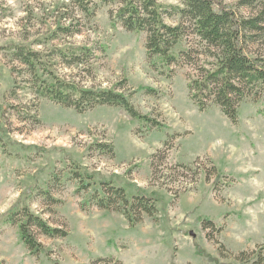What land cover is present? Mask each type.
Segmentation results:
<instances>
[{
	"label": "rangeland",
	"instance_id": "obj_1",
	"mask_svg": "<svg viewBox=\"0 0 264 264\" xmlns=\"http://www.w3.org/2000/svg\"><path fill=\"white\" fill-rule=\"evenodd\" d=\"M224 1L235 7L238 0ZM95 2V14L87 19L79 11L70 14L71 0H0V126L7 129L0 139V215L15 204L27 205L68 231L58 238L39 233L46 250L33 255L17 225L0 222V264H216L215 258L219 264H251L254 254L264 258L263 98L247 97L235 123L215 104L200 110L187 87L191 67L176 63L167 72L154 66L145 34L113 22V4ZM76 20L78 34L44 40L58 24ZM39 39L45 42L38 45ZM10 42L53 50L46 59L56 73L87 87L122 89L135 109L163 127L140 123L120 107L79 112L34 94L24 81L29 76L2 48ZM191 44L183 40L174 50ZM69 45L92 46L95 57L68 65L56 50ZM247 50L253 56L260 48L249 44ZM97 143L111 144L114 155ZM162 149L167 158L154 178L151 157ZM179 163L192 170L168 169ZM213 165L226 175L222 184H216ZM73 168L95 182L132 184L130 193L155 192L160 200L154 216L143 215L130 227L120 212L83 209ZM202 217L215 227L204 228ZM197 245L203 254H196ZM242 251L254 253L251 261L239 258Z\"/></svg>",
	"mask_w": 264,
	"mask_h": 264
},
{
	"label": "trees",
	"instance_id": "obj_2",
	"mask_svg": "<svg viewBox=\"0 0 264 264\" xmlns=\"http://www.w3.org/2000/svg\"><path fill=\"white\" fill-rule=\"evenodd\" d=\"M103 4H113L110 10L113 22L119 23L125 30L145 34V48L150 62L170 72V66L182 63L191 67L187 87L190 99L200 110L211 104L219 106L222 113L232 122H236L240 105L249 96L264 100V0H238L235 7L224 0H176L165 4L160 0H100ZM95 0H71L70 14L81 12L90 19L95 14ZM68 8V7H67ZM248 9L243 14L240 9ZM239 9V10H238ZM178 18V23L168 20ZM80 19V18H79ZM67 26L57 25L44 40H52L58 33L67 36L81 31V20ZM183 40L190 46L174 50ZM43 44L42 39L36 40ZM257 44L260 48L256 54L249 56L248 45ZM12 54L13 60L29 78L24 81L31 91L41 97L64 107H73L79 112L96 105L120 107L132 118L149 127L162 128L156 118L139 112L130 101V95L122 89L107 87H87L56 73L47 60V55L31 44L10 42L2 47ZM262 48V49H261ZM68 65L89 62L95 57L94 48L87 45H69L57 48ZM261 109L260 111H263ZM7 131L0 126V139ZM101 152L114 155V148L109 143L96 144ZM167 158V150L155 152L151 157L152 177L162 170L161 165ZM171 171L183 169L191 171L190 165L179 163L171 166ZM216 184L225 177L215 165ZM211 172V171H210ZM70 173L77 179V192L83 191L81 201L83 209L93 205L98 209L120 212L130 227L142 221L143 215L154 216L160 196L155 192L146 193L140 189L129 192L132 184H122L112 179L101 178L95 182L92 176L73 168ZM178 174V172H177ZM52 178L56 174L52 173ZM67 175V174H66ZM167 177H172L169 174ZM58 178V177H57ZM48 191L42 194L48 196ZM1 223H12L18 227L21 241L33 255L45 252V246L39 241L38 234L49 238L65 237L68 231L62 227L52 226L46 219L33 213L27 205L15 204L0 215ZM199 224L204 228L215 227L210 217H202ZM196 246V254H203ZM252 253L242 251L239 258L251 261ZM251 264H264L261 253L254 254ZM219 264L217 259L212 260Z\"/></svg>",
	"mask_w": 264,
	"mask_h": 264
}]
</instances>
